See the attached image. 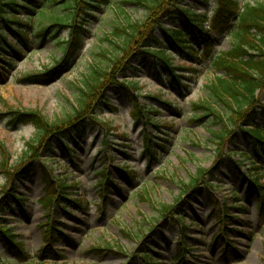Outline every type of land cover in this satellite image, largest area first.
I'll list each match as a JSON object with an SVG mask.
<instances>
[{"label": "rangeland", "instance_id": "374dc122", "mask_svg": "<svg viewBox=\"0 0 264 264\" xmlns=\"http://www.w3.org/2000/svg\"><path fill=\"white\" fill-rule=\"evenodd\" d=\"M40 1L50 3L43 13L38 6L31 15L29 46L21 45V39L2 25L8 41L21 46L19 53L5 46L11 54L6 58L9 62L3 60L9 54L0 55V196L14 187L12 193L24 198V208L11 200L12 208L0 214V223L12 229L23 248L5 244L0 236L1 264H145L147 255L150 264H176L181 253L188 264H264V213L256 190L250 188L255 175L264 185V161L255 170L245 156L233 153L252 154V140L245 132L250 124L239 122L222 100L221 89L216 87L221 72L211 65V59L230 51L236 40L231 30L212 33V56L201 62L176 51L168 39V29L184 27L178 8L214 18L221 0H163L159 11L152 14L143 6L110 0L94 12V19L88 18V32L69 67L49 80L38 75L57 65L71 30L51 26L44 37L40 30L53 23L54 12L66 15L69 10L50 0ZM234 1L241 7L247 2H264ZM167 8L175 10L170 17ZM22 11L25 19L26 10ZM129 23L143 25L140 41L149 33L162 40V49L169 53L172 65L180 67L176 73L189 88L174 85L164 64L149 63L145 48L139 45L142 50L130 46L113 66L125 37L115 30ZM234 23L236 26L232 18ZM254 43L248 51L258 57L264 43L259 36ZM194 47L202 56L205 46L195 43ZM105 71L111 76L104 79L100 95L82 119L85 138L69 140V149L59 139L71 137L73 127L70 133L64 125L62 132L43 133L33 124L11 123L16 111L38 112L51 124L72 118L80 88ZM127 81L137 85L130 95L123 91ZM258 96L263 104L264 89ZM134 99L150 111L149 119H136ZM257 123L264 126V119ZM230 131L235 132L232 138ZM220 133L225 139L218 138ZM146 136L154 147L160 139L166 142L152 164L144 148ZM28 165L29 174H16ZM46 168L55 178L65 179L66 192L80 201V208L74 204L65 208L64 202H56L48 216V208L42 204ZM120 168L135 172V180L123 175ZM199 168L212 173L189 189L184 183ZM104 172L109 173V180L101 185ZM144 188L149 194L141 198L138 193ZM214 200L220 201L219 207ZM164 206L174 209L165 216ZM221 212L226 228L215 225ZM47 222L54 227L50 242L45 233L50 228L44 225Z\"/></svg>", "mask_w": 264, "mask_h": 264}, {"label": "trees", "instance_id": "16d2710c", "mask_svg": "<svg viewBox=\"0 0 264 264\" xmlns=\"http://www.w3.org/2000/svg\"><path fill=\"white\" fill-rule=\"evenodd\" d=\"M53 4H62L64 8L69 10L66 15H61L56 12L52 15L53 23L49 26L41 28L40 36L44 37L51 26L67 27L71 30V37L65 41V49L62 58L57 62V65L51 69H48L42 75L38 77L43 78V80H49V78L56 77L62 73V71L69 67L71 60L74 58L75 54L81 47L82 37L88 31L86 29L90 18H95L94 12L100 10L103 4H108L110 0H50ZM163 0H123L124 3H134L139 6L145 7L150 14L159 11L160 4ZM26 3H20L19 0H0V54L6 51L5 46H9L13 51L18 52L16 46L8 42L7 36L3 33V28H9L15 34H17L21 41L25 45H29V38L27 30L30 23H25L24 21H30L32 12L39 5H43L41 13L44 12L46 4L50 3L48 1L41 2L40 0H26ZM22 10H26V14L22 18ZM168 17L175 13V10L171 8L165 9ZM177 12H180L184 17V27L180 29H168V39L171 46L179 53L187 56L188 58L198 59V52L196 51L194 44L202 43L208 49L207 53L203 51V54L208 56L211 53L212 47V36L213 32L223 33L225 31L231 30L235 26L231 25L232 18L236 19L235 29L231 30L236 42L230 51L221 52L218 54L213 62L212 67L214 70L221 72V75L216 77V87L221 89L222 100L228 104L239 122H245L250 124L245 127V132L248 138L252 140V154L242 153L239 150H235L234 154H242L250 160V163L254 165L255 170L261 169L259 167V162L264 161V126L259 125L258 120L264 119V103L259 101L258 93L264 89V48L259 47L260 55L255 57V55L249 53V46L254 47V39L259 36V40L264 43V35H262V30L264 29V2H247L241 8L237 1L234 0H221L219 5L214 10V18H209L206 14H197L191 9L178 8ZM21 15V16H19ZM89 18V19H88ZM161 21V20H160ZM3 25V28H2ZM18 25V27H14ZM143 25H134L129 23L125 26L117 27L115 30L116 35H124V40L122 44L118 47L121 53L112 60L113 66L117 64V61L122 58L130 46L136 47L137 50H142L138 48L144 47L143 53L148 56L149 63L164 64L166 72H169L173 80V84L188 88L180 78L181 75L175 73L176 69L180 67H175L172 65L169 53L165 49H162V40L158 39L152 33H149L141 40V29ZM258 47V46H257ZM111 76L109 71H105L99 78L90 77L86 80V86L80 88V96L78 98V105L75 108V113L72 118L62 120L61 124H51L48 123L38 112H14V117L11 120L13 124H33L39 131L45 132H62L61 127L64 125L65 132H71V128L75 129V133L71 135L72 139L78 138L79 140L85 137V126L84 120H82L88 113V106L100 95V90L104 79H108ZM33 76L27 79H31ZM123 91L131 94V92L137 91V85L135 83H125ZM136 98V97H135ZM159 101L162 104L171 106V104L166 101ZM232 104H231V103ZM135 117L137 120H142V118L149 119L148 110L144 109L137 99H134ZM175 108V107H174ZM176 110V109H175ZM104 128H108V125L100 121ZM159 126V125H158ZM108 130V129H107ZM235 131V130H234ZM230 131L229 137L232 138V132ZM66 134V133H64ZM236 135V134H235ZM234 135V137H235ZM220 139H225L224 133L217 135ZM69 137H60L61 143H67ZM43 139V138H42ZM146 148L149 153L150 162H154L158 158L159 147H164L162 143H158L157 147H152L151 139L147 138ZM163 142V141H162ZM33 147V146H32ZM238 168V167H237ZM31 170L30 165L26 166L24 169L17 171L16 174H29ZM122 173L134 180L136 177L135 172H130L128 169H121ZM212 173L210 169L199 168L197 174L194 175L191 181L184 183L185 186L190 188H196L200 181L207 177V174ZM104 178H107L105 173ZM254 176V175H253ZM43 180L45 182V187L47 189L46 195L43 197V204L50 211L55 205L54 202H66L68 204L78 205L76 199L71 197V194L66 192L69 188L64 182L65 179H57L46 168L43 170ZM252 184L259 191V198L261 199V211L264 212V185L258 183L257 175H255ZM188 189V190H189ZM15 192L14 187L10 188L9 191L5 192L4 195L0 196V214L6 212L8 208L12 207L11 200L18 203L23 207L24 198L19 195L13 194ZM141 198H145L147 190L144 188L139 193ZM70 195V196H69ZM179 203V201H178ZM215 203H218L216 201ZM174 208L171 206L163 207V214L165 216ZM49 211H47L49 213ZM220 217V222L221 221ZM49 231V230H48ZM0 234L1 236L13 238L12 230L8 228L6 224L0 223ZM4 238V237H3ZM5 239V238H4ZM6 240V239H5ZM17 244V245H15ZM15 246L21 247L20 243L15 242ZM151 258L147 255L145 258V263H151ZM179 264H183L184 261L181 257L177 260ZM1 263V258H0Z\"/></svg>", "mask_w": 264, "mask_h": 264}]
</instances>
